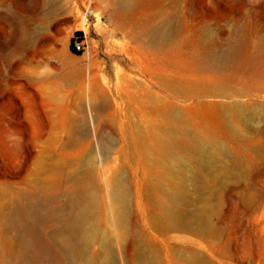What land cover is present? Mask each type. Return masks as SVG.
<instances>
[{"label": "rangeland", "instance_id": "rangeland-1", "mask_svg": "<svg viewBox=\"0 0 264 264\" xmlns=\"http://www.w3.org/2000/svg\"><path fill=\"white\" fill-rule=\"evenodd\" d=\"M126 1L0 0V194L4 196L0 195V204H7L19 191L42 186L49 176L44 167L71 157L77 149L83 160L93 158L91 163L103 180V167L111 172L123 160L118 151L128 120L125 114L139 111L134 116L137 122L159 119L167 126L162 132L187 126L230 150L238 149L242 156L253 153L255 168L248 180L234 179L223 189L221 211L230 216L213 222L226 234L219 239L190 237L197 241L201 255L215 264H241L224 260L226 241L242 253L248 250L250 257L253 253L255 264H264V0H163L159 9L134 0L137 15L132 19L125 13ZM233 7H239L240 13ZM81 40L85 50L76 54L72 48ZM226 61H231L227 67L222 63ZM194 76L217 85L194 81ZM223 86L228 96L219 100L252 104L257 110L252 119L235 122L231 130L210 105ZM92 98L97 101L96 111ZM82 119L89 126L87 134L68 130L74 121L84 123ZM238 133L247 144L241 143ZM147 135L151 139L152 128ZM74 136L76 147H67ZM82 139L89 149L78 147L85 144ZM161 143L162 150L169 148L162 137ZM98 145L109 150L103 164L96 162L101 154ZM189 163L198 169L196 157ZM166 174L167 169H162L160 182ZM125 177L132 178L127 165ZM133 180L140 179L135 174ZM137 188L142 206H137L132 188L133 217L138 216L146 238L153 239L159 261L182 263L179 256L184 253L174 251L179 247L168 241L185 240L176 232L164 235L144 226V215L152 217L155 211L150 210L152 200L146 199L141 185ZM193 189L191 197L198 199L200 194ZM248 194L257 195L251 214L244 211L243 197ZM21 232L22 227H17L9 236L16 238ZM36 253L42 264H57L44 245Z\"/></svg>", "mask_w": 264, "mask_h": 264}, {"label": "bare ground", "instance_id": "bare-ground-1", "mask_svg": "<svg viewBox=\"0 0 264 264\" xmlns=\"http://www.w3.org/2000/svg\"><path fill=\"white\" fill-rule=\"evenodd\" d=\"M116 1L122 4V0ZM133 1H126L125 13L131 19L137 15ZM162 2L141 0V4L152 5L157 9L161 8ZM233 10L240 13L239 7H233ZM230 62L222 63L227 67ZM193 80L206 81L209 86L217 85L210 79L194 76ZM220 89L222 92L219 97L217 95L218 100L210 105L215 115L223 118L222 125L225 128L231 130L239 120L246 123L256 115L257 110H253L252 104H229L219 100L228 96L224 86ZM171 90H174L172 85ZM189 90L192 95L194 91ZM127 100L131 101V97ZM96 102L95 98L90 99L94 111L98 109ZM138 112L132 110L125 114L128 120L122 128L123 145L118 151L123 160L113 166L111 172L103 167V180L96 166L91 163L92 153L91 157L88 155L91 159L83 160L82 151L77 149L76 152L71 151L75 155L70 154L71 157L56 160L44 167L49 176L42 186L19 191L7 204H0V229L3 230L0 232V264H42L36 253L41 245L50 250L57 264H117V261L120 264H161L158 258L160 251L153 250L151 246L153 239L146 238L138 216L133 217L132 188H135L137 206H142L137 185H141L146 199L152 200L153 207L150 210L155 211L152 217L144 215V226L151 225L164 235L176 232L179 238L185 240L180 243L168 241L179 247L174 251L182 250L184 253L182 256L180 253V264H215L201 255L197 241L190 236L219 239L224 235V227L213 222L215 218L224 222L230 216L221 211L223 189L234 179L239 183L248 180L251 170L255 168L253 153L247 151L242 156L238 149L230 150L217 140L207 138L187 126L178 125V129L171 127L162 132L167 126L161 120L154 118L150 122H137L135 117ZM85 123L74 121L69 126L71 130H68L83 136L88 131ZM145 124L149 125L145 127ZM150 128L153 129L151 139L147 135ZM238 134L241 143L247 144L246 137ZM160 135L162 140H167L166 147L169 148L162 150ZM75 138L71 137L66 142L67 147H76ZM82 140L85 144L81 142L77 146L83 149L88 143ZM168 150H172L173 155L165 156ZM106 151L109 150L100 151L96 161L98 164H103ZM193 157L199 162L198 169L189 163ZM125 165L130 169L131 179L125 177ZM164 168L167 174L160 182V172ZM156 172L159 175L157 180H153ZM141 173L142 177L139 176ZM135 174L140 179L137 182L133 180ZM191 186L196 193L199 192L198 199L191 197ZM0 195L4 198L3 194ZM243 199L244 211L252 212L257 205V195L248 194ZM213 201V207L209 208ZM17 227H22V232L16 238H11L10 232ZM95 245L98 248L94 251ZM252 255L250 257L248 250L242 253V249L233 248L228 241L223 244V258L226 261L239 260L241 264H255L257 259ZM174 263L172 259L168 264Z\"/></svg>", "mask_w": 264, "mask_h": 264}, {"label": "built area", "instance_id": "built-area-1", "mask_svg": "<svg viewBox=\"0 0 264 264\" xmlns=\"http://www.w3.org/2000/svg\"><path fill=\"white\" fill-rule=\"evenodd\" d=\"M74 47H75V49H76L77 52L81 53L83 50H85L84 41L83 40L76 41Z\"/></svg>", "mask_w": 264, "mask_h": 264}, {"label": "trees", "instance_id": "trees-1", "mask_svg": "<svg viewBox=\"0 0 264 264\" xmlns=\"http://www.w3.org/2000/svg\"><path fill=\"white\" fill-rule=\"evenodd\" d=\"M79 36H82V34H79ZM72 51L76 54H80L79 52L76 51L75 47L72 48Z\"/></svg>", "mask_w": 264, "mask_h": 264}]
</instances>
